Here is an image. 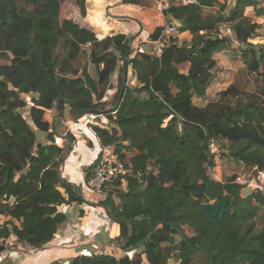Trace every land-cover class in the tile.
I'll use <instances>...</instances> for the list:
<instances>
[{
    "label": "trees",
    "instance_id": "16d2710c",
    "mask_svg": "<svg viewBox=\"0 0 264 264\" xmlns=\"http://www.w3.org/2000/svg\"><path fill=\"white\" fill-rule=\"evenodd\" d=\"M87 1L0 0V215L11 219L0 238L44 248L68 223L60 208L83 203L81 188L61 176L66 149L45 119L58 109L73 122L98 114L93 132L128 169L105 188L101 206L132 256H80L70 264H169L174 257L178 264H264V230L256 224L264 196L236 184L238 175L219 182L211 171L224 150L247 173L264 172V44L253 42L264 25L263 0L172 6L164 17L177 34L160 57L156 46L133 49V36H101L62 19L67 3L86 19ZM124 5L152 8L154 1ZM187 32L191 42L181 44L178 35ZM224 200L230 213L210 218L201 210Z\"/></svg>",
    "mask_w": 264,
    "mask_h": 264
},
{
    "label": "crops",
    "instance_id": "0c3cea01",
    "mask_svg": "<svg viewBox=\"0 0 264 264\" xmlns=\"http://www.w3.org/2000/svg\"><path fill=\"white\" fill-rule=\"evenodd\" d=\"M150 14L155 15L154 17L162 23L158 27L166 25L165 17L160 16L155 8L150 9ZM178 38L180 41L191 42V35L188 32L178 35ZM142 39L141 35L134 36L131 46L135 50L139 48L147 50L143 46L147 42ZM153 46L155 47L154 43ZM182 71L185 72V69ZM218 90L221 91L220 86ZM113 96L114 92L109 94L107 99L110 101ZM45 119L51 124L56 142L66 149L64 163L60 168L61 176L70 184L81 188L83 203L64 205L60 208V211L67 215L68 223L60 228L55 239L44 248L28 247L14 235L7 240L0 238V247H5L0 253V264H70L77 257L99 254L118 259L127 255L131 257L133 251H125L119 240L120 226L110 218L108 211L101 206L100 197L90 190L86 183V170L96 162L103 149L91 125L98 122L100 116L88 114L79 121L73 122L68 114L62 119L57 109L46 114ZM8 221L11 219L1 216L0 228ZM15 224L19 225L16 221ZM145 263L147 264L146 261ZM169 264L174 263L169 260Z\"/></svg>",
    "mask_w": 264,
    "mask_h": 264
},
{
    "label": "rangeland",
    "instance_id": "374dc122",
    "mask_svg": "<svg viewBox=\"0 0 264 264\" xmlns=\"http://www.w3.org/2000/svg\"><path fill=\"white\" fill-rule=\"evenodd\" d=\"M122 0H88V16L86 19H82L79 16L78 10L74 3H68L62 8V19L72 20L81 26H84L90 31H93L101 36H115L119 33H124L128 36H139L146 41V48L148 51L152 52L154 49L153 43L150 40V34L162 23L160 20L156 19L150 14L149 7H127V6H115L118 5ZM264 4V0L262 1ZM153 12V11H152ZM113 17V18H112ZM120 17V18H114ZM156 19V20H154ZM161 24V25H160ZM144 29L141 30V27ZM165 26V25H164ZM264 25H261L258 32V36L253 41L255 44H264ZM189 42L188 40H186ZM181 40L180 43L186 42ZM141 42V41H140ZM149 44V45H147ZM133 48V46H132ZM134 49V48H133ZM141 49V48H139ZM156 49V47H155ZM84 62V61H83ZM237 69V66H233ZM238 78V79H237ZM237 83L240 87L244 88L246 82V76H237ZM254 85L257 89L262 88V85L258 82V78L254 75L253 77ZM134 78L129 75V83H133ZM114 81H117V76H115ZM135 83V82H134ZM133 83V84H134ZM247 87V86H245ZM114 96L111 98L113 101ZM27 120L30 121V117L27 115ZM100 121V120H99ZM35 132L40 138L42 134L34 127ZM215 156L216 166L213 168L212 176L217 179H221L219 182H225L229 177L233 175L246 176L249 177L251 173H247L246 170L233 160L229 158V155L225 153L224 150H218ZM216 168L218 170H216ZM222 172V173H220ZM245 191L252 192V188H247ZM257 233H261L264 230V212L259 213L256 218ZM176 256V254H175ZM174 264H178L176 258L171 259ZM147 260L144 258V264Z\"/></svg>",
    "mask_w": 264,
    "mask_h": 264
},
{
    "label": "built area",
    "instance_id": "2783aa9c",
    "mask_svg": "<svg viewBox=\"0 0 264 264\" xmlns=\"http://www.w3.org/2000/svg\"><path fill=\"white\" fill-rule=\"evenodd\" d=\"M195 3V0H154V8L160 16L174 5H190ZM177 30L174 25L166 24L161 36L155 42L156 56L160 57L162 49L165 47L166 40L172 35H176ZM211 154L217 152L216 143L211 141L209 144ZM128 174V169L125 164L119 159L118 155L111 148H103L101 158L94 175L87 181V186L95 192L102 200L106 198L105 188L114 183L118 179H123ZM236 184L253 190L259 191L264 196V172L259 169H254L249 177L238 176ZM1 220V216H0Z\"/></svg>",
    "mask_w": 264,
    "mask_h": 264
},
{
    "label": "water",
    "instance_id": "95a60500",
    "mask_svg": "<svg viewBox=\"0 0 264 264\" xmlns=\"http://www.w3.org/2000/svg\"><path fill=\"white\" fill-rule=\"evenodd\" d=\"M125 4V0H122L118 5H115L116 7L117 6H123ZM116 18H120V17H116ZM126 71V70H125ZM127 84V81L124 82V87L126 86ZM60 101H58L59 103ZM72 144V142H71ZM72 146H70L71 148ZM201 210L204 214H206L208 217L210 218H217L221 212H224V213H230V209L227 208V200H224L220 203H214V204H204L201 206ZM155 232V230L153 231V233ZM153 233L150 235V237L153 235ZM150 237L145 240L142 244H140L139 246H142L144 243H146L147 241L150 240ZM129 252H132L129 251Z\"/></svg>",
    "mask_w": 264,
    "mask_h": 264
}]
</instances>
